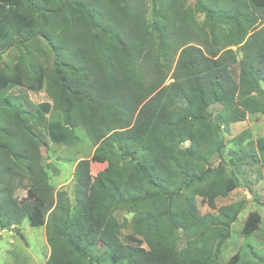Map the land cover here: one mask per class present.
<instances>
[{
  "label": "trees",
  "instance_id": "16d2710c",
  "mask_svg": "<svg viewBox=\"0 0 264 264\" xmlns=\"http://www.w3.org/2000/svg\"><path fill=\"white\" fill-rule=\"evenodd\" d=\"M151 1L149 22L147 0H0V56L38 38L53 56L52 66L31 55L0 69V229L45 226L46 264H221L245 208L217 207L241 185L222 159V133L264 115V0ZM16 87L45 89L52 104L35 107L10 93ZM53 110L62 121L48 127L51 142L83 128L96 146L76 166L73 201L43 164L37 132ZM249 137L233 139L240 150L229 164L250 162L264 175V137L242 147ZM91 163L107 166L93 176ZM198 198L214 213L201 214ZM117 211L133 215L125 241ZM260 222L250 213L242 233Z\"/></svg>",
  "mask_w": 264,
  "mask_h": 264
},
{
  "label": "rangeland",
  "instance_id": "374dc122",
  "mask_svg": "<svg viewBox=\"0 0 264 264\" xmlns=\"http://www.w3.org/2000/svg\"><path fill=\"white\" fill-rule=\"evenodd\" d=\"M147 2L149 5L148 19L151 22L152 1L147 0ZM194 2L195 0H185L188 5ZM203 19V15L198 16L199 21L202 22ZM261 27H263V24L259 22L250 31ZM233 49L236 50L237 48L234 47ZM31 55H35L41 61L48 60L49 66H52L53 56L51 55L50 47L45 39L38 38L28 42L25 46L11 48L4 52L0 56V69L8 70L18 63L25 65L27 60L32 58ZM10 93L14 96L22 94L35 107L47 102L52 104L45 89L40 92H28L23 88L16 87ZM220 109L219 105L210 108L213 113ZM61 121L62 114L59 111H51L45 116L42 131H38L37 134L42 139L45 137L47 142L42 152L43 164L50 165L48 169L50 184L55 191H67L73 201L72 194L75 184L76 166L82 160H89L96 146L87 137L83 128H78L75 134H70L69 138L73 136L75 138L68 142L62 144L51 142L48 138V127ZM245 130H249L250 137L245 140L242 147L246 145L248 140H253L257 143L259 139L264 137V115H248L245 121L232 124L229 133H222V137L226 142L222 159L230 169L236 172L241 185L231 192L228 197L218 198L216 201L217 207L220 208L235 202L245 201V208L231 227L230 237L219 258L221 264H227L235 254H239L237 264H264V175L262 167L250 162H245L236 167L229 164L230 150H240V147L234 144L233 139ZM188 146V143L182 145L183 148ZM219 162L220 157L216 154L212 158V164H218ZM106 166L107 164L91 163V174L96 176ZM26 186H28L27 183L18 185L19 188L15 194L19 199H24L27 196L26 188H24ZM197 204L201 214L214 213L200 198L197 199ZM252 212H257L261 216L260 228L250 236H245L242 233V229L248 215ZM115 216L123 225L122 239L125 241L127 236L132 234L131 221L133 215L125 211H117ZM18 229L19 232L0 229V264H46L50 258L51 249L48 244L45 226H31L28 220H25ZM178 234L177 246L181 250L187 246V239L181 231H178Z\"/></svg>",
  "mask_w": 264,
  "mask_h": 264
}]
</instances>
